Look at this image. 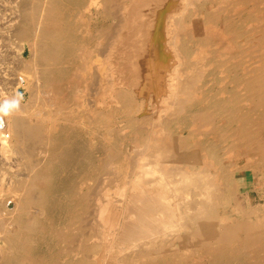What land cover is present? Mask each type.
<instances>
[{
  "label": "bare ground",
  "instance_id": "obj_1",
  "mask_svg": "<svg viewBox=\"0 0 264 264\" xmlns=\"http://www.w3.org/2000/svg\"><path fill=\"white\" fill-rule=\"evenodd\" d=\"M6 105L0 264H264V0H0Z\"/></svg>",
  "mask_w": 264,
  "mask_h": 264
},
{
  "label": "clouds",
  "instance_id": "obj_2",
  "mask_svg": "<svg viewBox=\"0 0 264 264\" xmlns=\"http://www.w3.org/2000/svg\"><path fill=\"white\" fill-rule=\"evenodd\" d=\"M7 108H8V106L6 105L3 109H0V111H3L4 114H7Z\"/></svg>",
  "mask_w": 264,
  "mask_h": 264
},
{
  "label": "rangeland",
  "instance_id": "obj_3",
  "mask_svg": "<svg viewBox=\"0 0 264 264\" xmlns=\"http://www.w3.org/2000/svg\"><path fill=\"white\" fill-rule=\"evenodd\" d=\"M2 174V171H0V175ZM7 177V176H6ZM244 178H246L247 176H243ZM243 179V178H242ZM1 180V179H0ZM254 195V194H253Z\"/></svg>",
  "mask_w": 264,
  "mask_h": 264
}]
</instances>
